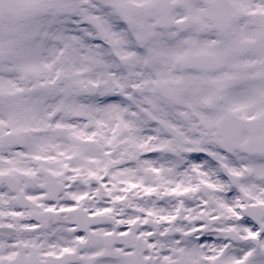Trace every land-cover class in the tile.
Here are the masks:
<instances>
[{"label":"snow or ice","instance_id":"1","mask_svg":"<svg viewBox=\"0 0 264 264\" xmlns=\"http://www.w3.org/2000/svg\"><path fill=\"white\" fill-rule=\"evenodd\" d=\"M0 264H264V0H0Z\"/></svg>","mask_w":264,"mask_h":264}]
</instances>
